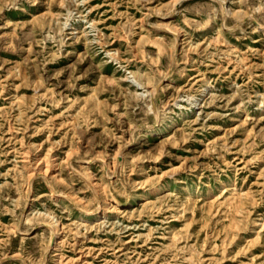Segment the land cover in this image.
Returning a JSON list of instances; mask_svg holds the SVG:
<instances>
[{"label": "rangeland", "instance_id": "374dc122", "mask_svg": "<svg viewBox=\"0 0 264 264\" xmlns=\"http://www.w3.org/2000/svg\"><path fill=\"white\" fill-rule=\"evenodd\" d=\"M263 26L264 0H0V264H264Z\"/></svg>", "mask_w": 264, "mask_h": 264}, {"label": "bare ground", "instance_id": "6f19581e", "mask_svg": "<svg viewBox=\"0 0 264 264\" xmlns=\"http://www.w3.org/2000/svg\"><path fill=\"white\" fill-rule=\"evenodd\" d=\"M169 1V0H168ZM176 1V0H175ZM178 4V3H177ZM175 5V4H174ZM220 8V7H219ZM239 9V8H238ZM236 10H237V8H236ZM239 11V10H238ZM171 12V11H170ZM167 14H168V12H167ZM222 15V14H221ZM223 18V17H222ZM243 18V17H242ZM223 22V21H222ZM237 23H238V21H237ZM221 24V23H220ZM236 25V24H235ZM233 26V25H232ZM231 26V27H232ZM230 27V28H231ZM264 27V26H263ZM157 28H159V27H157ZM261 28V27H260ZM74 29V28H73ZM178 31H179V29H178ZM84 32V31H83ZM263 32V31H262ZM87 34V33H86ZM261 34H263V33H261ZM175 35V34H174ZM179 38V37H178ZM179 40V39H178ZM155 89H156V86L154 87ZM153 88V89H154ZM1 91V90H0ZM153 91V90H152ZM149 92V91H148ZM152 94V93H151ZM151 96V95H150ZM258 96H259V94H258ZM199 99V98H198ZM187 100V99H186ZM189 103V102H188ZM192 110V109H191ZM155 112V111H154ZM9 128V127H8ZM163 132V131H162ZM156 134V133H155ZM161 134V133H160ZM117 153V152H116ZM99 154H101V153H99ZM118 156H120V154L118 155ZM37 157V156H36ZM102 157V156H101ZM51 158V157H50ZM66 158V157H65ZM103 158V157H102ZM101 158V159H102ZM24 159V158H23ZM53 160V159H52ZM90 160H91V158H90ZM108 160H110V159H108ZM38 161V160H37ZM87 161V160H86ZM104 161V160H103ZM117 161V160H116ZM34 162V161H33ZM36 162V161H35ZM44 162H46V161H44ZM108 162V161H107ZM110 162V161H109ZM118 162V161H117ZM47 163V162H46ZM102 163H104V162H102ZM22 164V163H21ZM44 164V163H43ZM49 164H51V163H49ZM113 164V163H112ZM115 164V163H114ZM113 164V165H114ZM31 165H33V164H31ZM110 165V164H109ZM117 165V164H116ZM138 165V164H137ZM140 165H142V164H140ZM28 167V166H27ZM36 167V166H35ZM38 167V166H37ZM43 167V166H42ZM48 167V166H47ZM25 168V167H24ZM44 168V167H43ZM74 169V168H73ZM85 169H87L86 167H85ZM114 169V168H113ZM38 170H39V168H38ZM41 170V169H40ZM39 170V171H40ZM44 170V169H43ZM45 171V170H44ZM44 171H42V172H44ZM73 171H75V170H73ZM90 171V170H89ZM41 172V171H40ZM45 173V172H44ZM89 172H87V174H88ZM113 173V172H112ZM153 173V172H152ZM32 174H33V172H31V171H29V172H27L26 173V176H28V178H31V176H32ZM43 174V173H42ZM79 174V173H78ZM168 174V173H167ZM36 175V174H35ZM34 175V176H35ZM80 175V174H79ZM91 175V174H90ZM171 176V175H170ZM82 177H84L83 175H82ZM27 178V179H28ZM45 179V178H44ZM82 179H84V178H82ZM135 179V178H134ZM91 180V179H90ZM47 181V180H46ZM86 180L84 179V182H85ZM93 181V180H92ZM27 182H30V181H27ZM65 182V181H64ZM89 182V181H88ZM46 183V182H45ZM87 183V182H86ZM91 183V182H90ZM29 184V183H28ZM100 184V183H99ZM89 185V184H88ZM164 185V184H163ZM26 186H27V184H26ZM90 186V185H89ZM137 186V185H136ZM233 186V185H232ZM47 187V186H46ZM80 187V186H79ZM152 188V187H151ZM162 188V187H161ZM160 188V189H161ZM234 188V187H233ZM27 189H29V186H28V188ZM50 189V188H49ZM48 189V190H49ZM52 189V188H51ZM96 189V188H95ZM94 189V190H95ZM101 189H103V188H101ZM155 189V188H154ZM93 190V188H91V191ZM28 191V190H27ZM58 192V191H57ZM49 193H51V192H49ZM56 193V192H55ZM59 193V192H58ZM103 193V192H102ZM146 193V192H145ZM58 195V194H57ZM70 195V194H69ZM77 195V194H76ZM145 195V194H144ZM157 195V194H156ZM105 196V195H104ZM51 197V196H50ZM60 197V196H59ZM73 197V196H72ZM76 197V196H75ZM67 198V197H66ZM96 198V197H95ZM58 199V198H57ZM77 199V198H76ZM79 199V198H78ZM104 199V198H103ZM67 200H69V199H67ZM83 201V200H82ZM99 201V200H98ZM98 201H96V202H98ZM69 202H71V201H69ZM120 202V201H119ZM141 202V201H140ZM27 203V202H26ZM99 206V205H98ZM97 206V207H98ZM123 206V205H122ZM130 206V205H129ZM75 207V206H74ZM100 207V206H99ZM133 207V206H132ZM79 208V207H78ZM97 210V209H96ZM83 211V210H82ZM92 211V210H91ZM100 211V210H99ZM87 212V211H86ZM40 213V212H39ZM42 213V212H41ZM98 214V213H97ZM50 215V214H49ZM43 216H44V214H43ZM95 218V217H94ZM78 219V218H77ZM95 221V220H94ZM54 222V225H53V227L50 225L49 226V228L51 227L52 228V230H53V233H52V235H51V238H50V245H53V246H56L57 245V239L59 238V236H58V234H59V232H60V228H58L57 227V223H56V220H54L53 221ZM38 223H40V222H38ZM44 223V222H43ZM47 224V223H46ZM50 224V223H49ZM89 224V223H88ZM91 224V223H90ZM12 226V225H11ZM39 226V225H38ZM46 226V225H45ZM51 230V231H52ZM50 231V230H49ZM51 234V233H50ZM77 236V235H76ZM73 238V237H72ZM132 238V237H131ZM49 242V241H48ZM49 246V245H48ZM48 248V247H47ZM79 250V249H78ZM47 252V251H46ZM79 254V253H78ZM14 255V254H13ZM43 255V254H42ZM77 255V254H76ZM75 255V256H76ZM82 255V254H81ZM60 256H61V254H60ZM63 256V255H62ZM70 257V256H69ZM41 258V257H40ZM73 258V257H72ZM43 259V258H42ZM58 259H60V258H58ZM57 259V260H58ZM44 260V259H43ZM65 260V259H64ZM67 260H70L69 258L67 259ZM56 261V260H55ZM54 261V262H55ZM74 262V261H73ZM86 262V261H85ZM88 262V261H87ZM42 263V262H41ZM56 263V262H55ZM60 264H61V262H59ZM67 263V262H66ZM77 263V262H76ZM58 264V263H57ZM79 264V263H78Z\"/></svg>", "mask_w": 264, "mask_h": 264}]
</instances>
